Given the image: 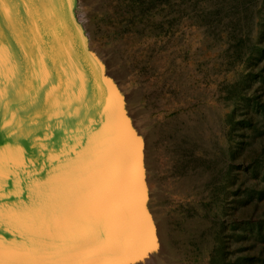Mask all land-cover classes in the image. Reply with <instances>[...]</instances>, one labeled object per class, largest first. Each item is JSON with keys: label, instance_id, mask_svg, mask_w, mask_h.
<instances>
[{"label": "bare ground", "instance_id": "obj_1", "mask_svg": "<svg viewBox=\"0 0 264 264\" xmlns=\"http://www.w3.org/2000/svg\"><path fill=\"white\" fill-rule=\"evenodd\" d=\"M84 5L0 0V264H159L165 253L147 204L148 136L91 47Z\"/></svg>", "mask_w": 264, "mask_h": 264}, {"label": "rangeland", "instance_id": "obj_2", "mask_svg": "<svg viewBox=\"0 0 264 264\" xmlns=\"http://www.w3.org/2000/svg\"><path fill=\"white\" fill-rule=\"evenodd\" d=\"M84 4L91 47L109 62L117 85L131 98L135 125L148 136L147 172L155 190L150 205L166 246L159 264H239L248 188L261 185L264 132L242 138L245 100L229 93L239 75L251 70L249 61L242 67L234 61L249 56L254 40L244 41L235 56L218 35L232 15L242 21L236 32L246 31L252 18L264 17V0ZM248 10L255 11L251 20L245 18ZM252 74L244 98L264 100Z\"/></svg>", "mask_w": 264, "mask_h": 264}, {"label": "trees", "instance_id": "obj_3", "mask_svg": "<svg viewBox=\"0 0 264 264\" xmlns=\"http://www.w3.org/2000/svg\"><path fill=\"white\" fill-rule=\"evenodd\" d=\"M243 7L245 8V4ZM234 11H238V8H234ZM253 12L255 11H250V15L247 14L245 18L251 20ZM240 20L234 15L228 17L226 24L222 23V27H224L219 28L220 33L218 37L225 40V43H228L229 49L227 51L233 50L235 56L244 41L254 40V43L250 44V47L248 46L250 50L249 56L247 58L243 55L236 56V60L234 61V66L240 67L246 61H249L251 70L248 74L241 73L235 82L233 91L229 92L230 94L234 93L237 97L239 95L238 98L245 100L241 105L239 113L242 117L239 121L242 127L240 131L243 132L242 138H244L249 133L261 135L264 132V117L263 120L257 118V114L264 116V100H260L258 96L244 98L246 92L251 87L252 77L255 76L252 73L255 71L259 77V89H264V64L261 67L258 66L261 61L264 62V17L260 16V19L257 17L255 20L252 18V22L248 24L246 31L239 30L236 32V27L239 26ZM228 27L231 28L230 31ZM253 31H255L254 36H251ZM255 65L256 67H252ZM260 172L259 181L261 185L253 184L249 186L248 189L251 191L248 196L249 208L241 218L244 225L242 224V231L240 232L241 246L239 253L241 260L239 264H254L256 257L259 259V264L263 263L262 261L264 260V168ZM254 217L255 220L252 219ZM253 240H256V244H258L256 245Z\"/></svg>", "mask_w": 264, "mask_h": 264}, {"label": "snow or ice", "instance_id": "obj_4", "mask_svg": "<svg viewBox=\"0 0 264 264\" xmlns=\"http://www.w3.org/2000/svg\"><path fill=\"white\" fill-rule=\"evenodd\" d=\"M146 187L144 185H141V191H140V195H141V198L144 197V195L146 194Z\"/></svg>", "mask_w": 264, "mask_h": 264}, {"label": "water", "instance_id": "obj_5", "mask_svg": "<svg viewBox=\"0 0 264 264\" xmlns=\"http://www.w3.org/2000/svg\"><path fill=\"white\" fill-rule=\"evenodd\" d=\"M110 76H111V75H110ZM130 111H131V110H130ZM148 193L151 194L150 191H148ZM149 202H150V201L148 200L147 204H149Z\"/></svg>", "mask_w": 264, "mask_h": 264}]
</instances>
